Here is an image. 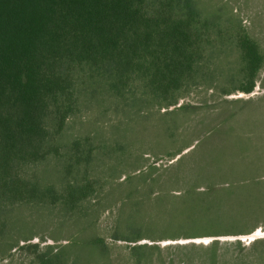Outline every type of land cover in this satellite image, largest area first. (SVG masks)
Wrapping results in <instances>:
<instances>
[{
  "label": "trees",
  "instance_id": "trees-1",
  "mask_svg": "<svg viewBox=\"0 0 264 264\" xmlns=\"http://www.w3.org/2000/svg\"><path fill=\"white\" fill-rule=\"evenodd\" d=\"M263 67L261 41L223 0H0V258L25 247L20 242L34 234L37 207L56 209L51 200L61 194L59 208L71 213L61 222L68 243L30 264H62L65 256L66 264H115L96 229L100 207L88 198L93 182L56 189L66 174L95 168L94 142L117 150V162L104 170L111 189L102 190L101 201L118 208L114 239L129 240L140 221L162 233L175 225L196 227L197 235L246 231L260 205L252 192L264 181L232 175L223 185L219 155L185 173L181 158L176 170L154 176L150 166L118 178L131 159L139 164L145 150L156 154L161 146L154 138L175 135L176 112L191 108L177 105L193 87L231 84L248 92ZM158 113L162 122L148 124ZM65 125H77L74 139H66ZM145 132L149 142L142 139ZM92 137V147L84 149ZM218 139L223 152L229 138L218 131ZM65 147L72 154L67 162L56 157ZM210 163L219 167L213 171ZM187 177L179 194L170 189ZM262 243L255 239L245 246L249 253L227 258L216 240L204 247L208 253L198 264H264ZM143 247H133L135 264H153L151 252H139ZM195 260L189 253L181 257L182 264Z\"/></svg>",
  "mask_w": 264,
  "mask_h": 264
},
{
  "label": "rangeland",
  "instance_id": "rangeland-1",
  "mask_svg": "<svg viewBox=\"0 0 264 264\" xmlns=\"http://www.w3.org/2000/svg\"><path fill=\"white\" fill-rule=\"evenodd\" d=\"M228 3L235 14L240 16L244 26L252 33L255 38L261 41L264 51V0H223ZM229 88L230 92H223L222 88ZM188 104L191 108L176 112V133L170 139L167 136L156 137L152 142H159V149H156V154L145 150L140 154L139 164L133 165L134 158L131 162L119 172L118 180L123 181L127 173H137L140 169H146L153 166L155 174L163 173L165 168H175L179 164V159L184 158L180 168L183 173L193 171L191 167H196L204 162L206 156L219 155L218 161L221 174L224 175L221 179L226 181L232 176L234 180H245L257 178L264 181V67L260 71L255 83V87L251 91L237 89V85L231 86L226 84L220 89H214L209 86L199 85L193 87L184 99H181L177 107L182 104ZM176 107V106H175ZM174 106L169 109H173ZM167 108L161 109L165 112ZM154 120L162 122L160 114H155L148 124ZM116 121V120H114ZM112 122V121H111ZM109 126V123L107 122ZM73 127L66 128V139H74L72 134ZM66 130L69 135H66ZM218 131L225 132L229 138L228 142L222 148L223 152L218 151L219 139ZM230 134V135H229ZM245 137V141H236L231 137L234 135ZM229 135V136H228ZM143 140L149 142L151 139L149 132L143 134ZM210 137L211 143L203 144L206 138ZM83 142L87 141V136L82 137ZM204 139V141H202ZM94 137L86 146L92 147ZM94 142L95 166L94 169L88 167V171H83V174H66L63 184H58L56 189L69 190L71 184L73 187L82 185L86 182H93V187L90 189L88 198L94 204H98L100 210L96 219L97 230L104 237L105 242L111 252L112 259L115 264H135V258L132 256L133 247L140 246L141 253L151 252L154 256V263L159 264L157 258L161 257L166 261V264H182L181 257L187 256V253L192 254L196 259L190 264H198L200 256L207 254L205 249L212 242L219 241V252L230 258L232 255L239 257V254L249 253L248 247L255 239H262L264 244V186L261 190L252 192V195H257L260 205L256 207V211H252V216L248 219L249 227L246 231L240 233H223V234H195L196 230L184 231L175 225L165 233L155 226H151L149 230L147 225L140 221L136 227L139 229L134 236L130 235L129 240L114 239L113 228L116 226V214L118 208L116 204L109 205L103 203L102 190L111 189L107 180V174H104L110 164H115L117 150L109 149L108 147ZM203 144V145H202ZM98 145V146H97ZM87 152V151H85ZM176 152V153H174ZM174 153V154H173ZM224 153V154H221ZM120 152L118 153V155ZM172 154V155H170ZM55 155V154H54ZM72 156L71 152L66 150V147L59 151L56 156L64 161ZM119 160V159H118ZM207 163V162H206ZM210 169L215 171L216 163H210ZM85 167V165L83 166ZM178 167V166H177ZM86 176H85V175ZM190 177L185 178L179 185L173 184L170 189L179 194L181 190L189 184ZM90 180V181H89ZM228 181L223 185H228ZM51 185V184H50ZM200 189L206 187L202 185ZM58 196V194H57ZM59 197H54L51 200V208L55 205L56 209L41 210L38 206L36 211V229L32 238L28 241L21 240L20 247H12L7 254L0 258V264H30L43 255H47L50 250L54 252L60 250L62 246L68 243V230L66 226L61 225L62 219L71 215L69 208H59L62 206L61 194ZM100 205V206H99ZM57 212V213H56ZM147 220V219H146ZM142 224V225H141ZM142 226V227H141ZM155 232V233H151ZM180 233V234H177ZM191 233V234H190ZM238 241L242 243L238 245ZM31 244V247H26L25 244ZM259 245V246H260ZM151 246L152 248H146ZM155 246L156 248H154ZM186 246V247H185ZM257 246V247H259ZM53 247V248H51ZM205 247V248H204ZM204 248V249H203ZM256 249V248H255ZM66 255V251H59ZM62 264H66V256L62 259ZM146 264V263H145Z\"/></svg>",
  "mask_w": 264,
  "mask_h": 264
}]
</instances>
